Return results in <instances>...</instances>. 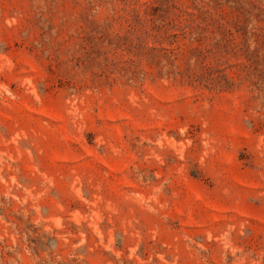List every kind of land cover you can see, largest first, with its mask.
Listing matches in <instances>:
<instances>
[{
	"label": "rangeland",
	"instance_id": "1",
	"mask_svg": "<svg viewBox=\"0 0 264 264\" xmlns=\"http://www.w3.org/2000/svg\"><path fill=\"white\" fill-rule=\"evenodd\" d=\"M0 264H264V0H0Z\"/></svg>",
	"mask_w": 264,
	"mask_h": 264
}]
</instances>
